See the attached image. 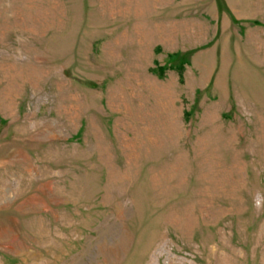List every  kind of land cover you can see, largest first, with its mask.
I'll return each mask as SVG.
<instances>
[{"label":"rangeland","instance_id":"1","mask_svg":"<svg viewBox=\"0 0 264 264\" xmlns=\"http://www.w3.org/2000/svg\"><path fill=\"white\" fill-rule=\"evenodd\" d=\"M0 264H264V0H0Z\"/></svg>","mask_w":264,"mask_h":264}]
</instances>
